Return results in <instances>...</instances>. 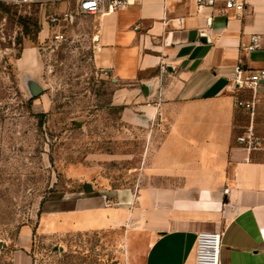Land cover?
I'll list each match as a JSON object with an SVG mask.
<instances>
[{
    "label": "crops",
    "instance_id": "obj_1",
    "mask_svg": "<svg viewBox=\"0 0 264 264\" xmlns=\"http://www.w3.org/2000/svg\"><path fill=\"white\" fill-rule=\"evenodd\" d=\"M49 1L76 18L80 0ZM223 5L134 0L88 13L113 105L162 134L136 186L53 194L39 233L119 230L122 264H195L197 234L213 230L221 264H264V81L232 85L238 64L264 68V0H247L241 16ZM253 35L259 46L248 49Z\"/></svg>",
    "mask_w": 264,
    "mask_h": 264
},
{
    "label": "rangeland",
    "instance_id": "obj_2",
    "mask_svg": "<svg viewBox=\"0 0 264 264\" xmlns=\"http://www.w3.org/2000/svg\"><path fill=\"white\" fill-rule=\"evenodd\" d=\"M74 13L0 4V264H122L121 231L42 234L39 215L53 194L136 186L162 134L123 119Z\"/></svg>",
    "mask_w": 264,
    "mask_h": 264
},
{
    "label": "built area",
    "instance_id": "obj_3",
    "mask_svg": "<svg viewBox=\"0 0 264 264\" xmlns=\"http://www.w3.org/2000/svg\"><path fill=\"white\" fill-rule=\"evenodd\" d=\"M8 0H0V4ZM199 5L213 4L215 0H196ZM224 5L218 10L222 14L234 11L237 16H241L247 6V0H223ZM134 3V0H80V11L84 13H96L106 7L107 11H114L118 8ZM68 15L67 13H65ZM58 20V17L52 18V21ZM57 33L55 37H58ZM259 35L251 37V44L248 49H254L259 46ZM264 81V68H244L242 64L236 66V76L232 81L234 89H254L259 83ZM240 105L250 107V103L239 101ZM253 133H244L238 137L240 142L247 141L248 136ZM106 197V196H105ZM221 232L213 230L200 231L197 234L195 264H221Z\"/></svg>",
    "mask_w": 264,
    "mask_h": 264
}]
</instances>
